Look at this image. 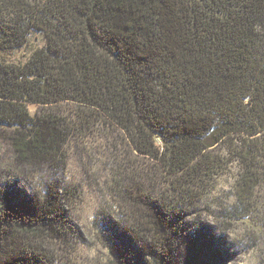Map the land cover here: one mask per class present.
I'll list each match as a JSON object with an SVG mask.
<instances>
[{
  "label": "trees",
  "instance_id": "16d2710c",
  "mask_svg": "<svg viewBox=\"0 0 264 264\" xmlns=\"http://www.w3.org/2000/svg\"><path fill=\"white\" fill-rule=\"evenodd\" d=\"M33 32L45 44L24 63L0 56L20 175L0 183V264H69L94 239L106 264H226L218 235L240 221L264 241V0H0V50ZM101 132L119 136L106 177L87 169L111 192L88 233L71 148ZM232 170L234 200L215 203Z\"/></svg>",
  "mask_w": 264,
  "mask_h": 264
},
{
  "label": "rangeland",
  "instance_id": "374dc122",
  "mask_svg": "<svg viewBox=\"0 0 264 264\" xmlns=\"http://www.w3.org/2000/svg\"><path fill=\"white\" fill-rule=\"evenodd\" d=\"M44 44L45 37L43 34L33 32L24 47L12 50H0V56L7 62L22 64L30 57L34 50L42 47ZM64 107L71 109L73 106L66 105ZM29 108L33 113L38 110V106L33 103L29 104ZM118 136L117 133L101 132L93 136L90 140L81 143L80 147L73 146L71 148L68 174L70 180L76 182L83 189L82 197L76 206V214L88 233L93 232L89 229L92 220L98 208L101 206L100 204L104 200V197H110L111 192L108 188L102 186L99 188L98 183H95L94 177L89 176L87 169L88 167L91 168L89 173L99 170L100 175L97 171L96 174L100 180L106 177V169L104 167L99 169L98 166L101 163L103 152H106L107 143L116 141ZM89 150L94 155L93 159L88 157ZM96 158L98 160H95ZM13 161V151L9 143L6 140L0 139V183L3 181H11L16 176L20 177L18 171L11 170L17 168L16 165L14 167L11 166ZM234 170L220 177L217 190L213 192V196L216 198L215 203L217 202V197H222L224 200L231 202L234 200L233 185L236 177ZM19 185L23 186V183L20 182ZM214 208L215 206L213 205L212 209L215 210ZM202 214V220L209 225L208 228L210 230H214L212 226L218 225L217 220L209 215L210 211L208 209H202ZM248 223L245 221L237 222L235 226L229 228L227 234L224 233L222 237L218 235L219 240L216 245H220L223 248L228 246L231 251V257L227 260L226 264H264V241L256 244L247 236L250 229L248 228L250 225ZM90 238L92 239V237ZM62 254L64 255V252ZM70 257V260H68L69 264H106V259L109 256L107 249L94 239L91 242H82Z\"/></svg>",
  "mask_w": 264,
  "mask_h": 264
}]
</instances>
